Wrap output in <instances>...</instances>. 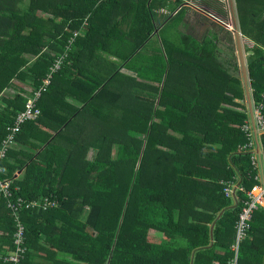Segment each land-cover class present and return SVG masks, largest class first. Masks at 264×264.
<instances>
[{
    "label": "trees",
    "instance_id": "trees-1",
    "mask_svg": "<svg viewBox=\"0 0 264 264\" xmlns=\"http://www.w3.org/2000/svg\"><path fill=\"white\" fill-rule=\"evenodd\" d=\"M158 1L0 0V147L14 138L0 159V182L11 181V200L28 204L21 264L33 244L28 221L37 217L52 224L50 241L64 257L58 264L234 257L246 191L258 184L243 149L250 114L240 66L221 61L217 35L174 43L153 35ZM235 5L240 31L253 42L247 67L264 117V0ZM46 80L39 114L14 132ZM231 182L245 192L226 196ZM46 198L55 207L43 210ZM7 201L0 190V231L11 255L17 227ZM238 250V264H264L263 206Z\"/></svg>",
    "mask_w": 264,
    "mask_h": 264
},
{
    "label": "crops",
    "instance_id": "crops-1",
    "mask_svg": "<svg viewBox=\"0 0 264 264\" xmlns=\"http://www.w3.org/2000/svg\"><path fill=\"white\" fill-rule=\"evenodd\" d=\"M164 2L165 0H159L158 9L155 11V13L157 14V20H156L157 28L153 34L155 36H159L160 32H162V30H164L166 27L169 26L170 30L175 31L178 34V37H180L181 35L182 36L183 35H193V37H196V39L199 40L204 35H209L210 33V31H205V27L207 23L210 24L209 26L211 28H213L212 30H215L214 28L217 26L220 27V29L221 28L224 29V27H226V24L223 21L218 22L217 20L221 18L219 15L220 9L216 4L217 0L216 1L215 0H182V3L177 6L175 3H173L175 2L174 0H166L167 2L166 4L172 3V7L171 6L164 7L163 6ZM99 4L101 3H97V5ZM184 10H185L184 15L180 16L179 20L175 21V23L170 26L169 23L175 18V16L176 15L178 16L179 15L178 13L180 11L183 12ZM231 16H232V12H231ZM232 23H233V18H232ZM124 29H127V26H125ZM233 32H234V28H233ZM211 34L212 35H209V36L212 37L213 35L214 36L217 35L220 39V35L216 31L212 32ZM165 37L168 39L170 43L173 42L168 37V35H165ZM159 41L161 40L159 39ZM236 48H237V43H236ZM237 54H238V48H237ZM238 60H239V54H238ZM239 66H240V62H239ZM124 72L130 75H134L132 72H128L126 70H124ZM251 93H252V90H251ZM246 101H247V98H246ZM158 103H159V99L156 101L155 110L159 108ZM247 107H248V103H247ZM250 119H251V116H250ZM254 148L256 150L255 154L257 155V158L260 161V167H261L258 169V173L256 176L258 177V179H256L255 177V179L258 180V184L256 186H259L260 184H263L264 182V162H263L264 152H263L262 143L259 140V138L256 139V143L254 142ZM253 153L254 152H252V154ZM235 183H238V182H235ZM43 210H46V209H43ZM52 221L54 222L55 219L52 218L51 222ZM2 222L5 228L6 222L5 221H2ZM28 222H29L28 226L31 227V229L33 228V231H29V233H31V236L33 234L32 236L33 244H31L30 248L27 250L28 257H26L27 259L25 258L23 262H25V264H58L60 262L59 260L63 259L64 257L61 254V252L57 250L56 246L53 245L50 241V239L55 240V236H54L55 232L52 230V224L49 226L48 224H46L47 223L46 220H43L42 218H38V217L33 218L32 220H29ZM4 234H5L4 230L1 229L0 231V259L2 258L6 260V258L10 256L9 254L11 252L9 250V245L3 239L5 238ZM151 236L157 239L162 238V234L157 231H151ZM67 258L69 257L67 256Z\"/></svg>",
    "mask_w": 264,
    "mask_h": 264
},
{
    "label": "built area",
    "instance_id": "built-area-1",
    "mask_svg": "<svg viewBox=\"0 0 264 264\" xmlns=\"http://www.w3.org/2000/svg\"><path fill=\"white\" fill-rule=\"evenodd\" d=\"M101 2V0H99ZM60 62H57L52 71L58 70L60 68ZM49 83L48 80L44 81V86L40 88L39 91H36L32 97L29 98L26 110L18 114L16 120V127L13 129L14 132L18 130L19 126L23 124L26 120H32L37 117L39 110L36 107V103L40 98L41 91L45 88V85ZM262 106L253 105V120L250 119L249 122L243 126V131L246 133L249 142L244 146V150L254 152L252 155V165L254 168L259 169L260 161L255 154L254 142L256 139L264 137V117L261 114ZM13 135H9L4 141H2V146L0 147V159L4 158L6 155L8 145L13 144ZM264 162V161H263ZM1 172V170H0ZM258 179V177H256ZM11 181H2L0 182V190L3 193V196L8 199L7 207L11 211L15 221L17 230L14 234V245L15 249L13 253L7 257V260L12 264H21L23 255L25 254L24 241L26 234V227L20 220L21 211L27 207L25 200L23 198H18L15 201L11 200ZM225 194L228 197L235 198L236 194L239 191L245 192L243 186L240 183H228L225 187ZM248 199L243 202V208L239 214V218L236 223V242L233 250H235L234 257L228 261L227 264H238V248L240 243L246 238L247 233L250 229V222L252 220V215L260 206L264 207V182L259 186H255L251 191H246ZM41 203L35 202L32 203L33 207L40 206ZM56 203L52 202L48 198L43 201V209H48L50 207H55Z\"/></svg>",
    "mask_w": 264,
    "mask_h": 264
},
{
    "label": "rangeland",
    "instance_id": "rangeland-1",
    "mask_svg": "<svg viewBox=\"0 0 264 264\" xmlns=\"http://www.w3.org/2000/svg\"><path fill=\"white\" fill-rule=\"evenodd\" d=\"M216 1V0H215ZM217 6L220 9L219 15L221 18H219L221 21H223L226 24V27L224 29H220V27H215V30H212L209 25L206 24L205 31H210L209 35H212L211 33L216 31L220 35V42H219V48L221 50L219 57L222 62L228 63L229 60H231L232 63L237 62L239 64L238 60V54H237V48H236V40L233 32V23H232V16H231V9H230V0H217L216 2ZM220 5V6H219ZM185 10L181 13L180 16L184 15ZM176 19H173L169 25H173ZM176 25V24H175ZM173 28V27H172ZM220 30V31H219ZM161 34L168 35V37L172 40L177 42L179 37L178 34L175 31L170 30L169 26L166 27ZM242 44H243V50L247 61V56H249L250 52L249 49L253 47V42H251L249 39L245 38L242 34ZM241 71V68H240ZM241 73V72H240ZM242 77V74H240ZM247 105V102H245Z\"/></svg>",
    "mask_w": 264,
    "mask_h": 264
},
{
    "label": "water",
    "instance_id": "water-1",
    "mask_svg": "<svg viewBox=\"0 0 264 264\" xmlns=\"http://www.w3.org/2000/svg\"><path fill=\"white\" fill-rule=\"evenodd\" d=\"M230 9L232 12L233 28H234V34H235V39H236L237 48H238L241 74H242V78H243L245 89H246V98H247L248 108H249L251 119L253 120V114H254L253 99H252V93H251V87H250L249 72H248L246 57H245L244 50H243L242 33L240 31L237 14H236L235 0H230ZM217 20L218 22H221V20L219 19Z\"/></svg>",
    "mask_w": 264,
    "mask_h": 264
}]
</instances>
